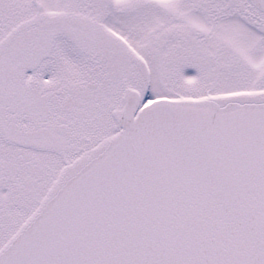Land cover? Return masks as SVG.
Segmentation results:
<instances>
[{
	"label": "snow or ice",
	"instance_id": "1",
	"mask_svg": "<svg viewBox=\"0 0 264 264\" xmlns=\"http://www.w3.org/2000/svg\"><path fill=\"white\" fill-rule=\"evenodd\" d=\"M0 264H264V0H0Z\"/></svg>",
	"mask_w": 264,
	"mask_h": 264
}]
</instances>
